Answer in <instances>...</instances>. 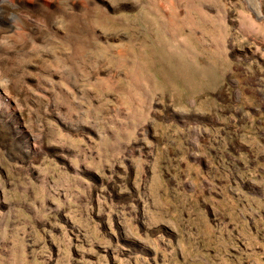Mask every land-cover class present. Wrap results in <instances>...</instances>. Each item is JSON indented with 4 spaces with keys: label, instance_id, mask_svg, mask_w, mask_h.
Segmentation results:
<instances>
[{
    "label": "rangeland",
    "instance_id": "obj_1",
    "mask_svg": "<svg viewBox=\"0 0 264 264\" xmlns=\"http://www.w3.org/2000/svg\"><path fill=\"white\" fill-rule=\"evenodd\" d=\"M46 1L2 7L0 264H264V0Z\"/></svg>",
    "mask_w": 264,
    "mask_h": 264
},
{
    "label": "bare ground",
    "instance_id": "obj_2",
    "mask_svg": "<svg viewBox=\"0 0 264 264\" xmlns=\"http://www.w3.org/2000/svg\"><path fill=\"white\" fill-rule=\"evenodd\" d=\"M72 5L74 6L75 3L72 2ZM3 6L10 7L14 12H16L18 14V19L20 20V23L22 24V26L24 27V29H27L28 31H34L38 27V22H39L38 19L40 18V16H42L43 10H45L44 8H47L46 6H48V3H47L46 0H0V20L3 21V22L4 21L7 22L8 23V26L9 27H12V26H15L16 24L13 25L14 23L12 24L11 22H9L8 17L5 16L4 14H2L3 13V10H2V7ZM253 8L255 10L256 15L258 17H260L262 15V10H261V6H260V4H259L258 1L255 2V6ZM70 10H71V8H70ZM47 14H48V11H47ZM12 19H14V18H12ZM45 27H47V26H45ZM11 32H13V30ZM54 32H56V31H54ZM57 34H59V33H57ZM5 37H7V35ZM4 40H5V38H4Z\"/></svg>",
    "mask_w": 264,
    "mask_h": 264
}]
</instances>
